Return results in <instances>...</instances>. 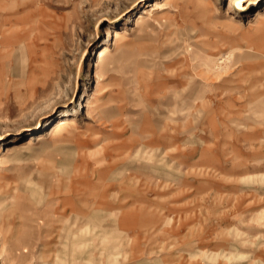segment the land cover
<instances>
[{"label": "rangeland", "instance_id": "rangeland-1", "mask_svg": "<svg viewBox=\"0 0 264 264\" xmlns=\"http://www.w3.org/2000/svg\"><path fill=\"white\" fill-rule=\"evenodd\" d=\"M153 1L0 0V264H264V0Z\"/></svg>", "mask_w": 264, "mask_h": 264}, {"label": "bare ground", "instance_id": "bare-ground-1", "mask_svg": "<svg viewBox=\"0 0 264 264\" xmlns=\"http://www.w3.org/2000/svg\"><path fill=\"white\" fill-rule=\"evenodd\" d=\"M166 1H170V0H166ZM173 1L176 2V0H173ZM184 1L190 2L195 7H197V5H196L197 2H200V3L205 2V1L202 2V0H184ZM237 1H239V0H229V4H233ZM243 1L246 3H258L259 2V0H243ZM151 5L153 6L154 9H158L159 7H163V6H161V2L158 0H154L151 3ZM260 18L264 19V16H262ZM144 21H145V19H143L142 17H139L136 20V24L139 25V24L143 23ZM123 37H124L123 32L121 30H119L118 28L111 29L109 34H108L107 40L94 52V62H95L94 65H95L96 69L98 70V72H100V73L103 72V67H104L103 63L105 60V56L109 52V42H111L113 39L114 43H118L123 39ZM94 105H95L94 101L89 102V107L92 108ZM74 125H75V118L72 115L63 114V115L55 118L52 122H50L46 126V131H47V133H50L52 136H57V135H60L61 133H63V131L66 130L67 128H71ZM28 142H29V140H28ZM18 146H19L18 144H15L13 146L8 147L7 149L9 152H12Z\"/></svg>", "mask_w": 264, "mask_h": 264}]
</instances>
